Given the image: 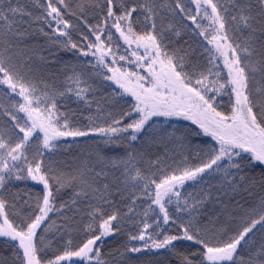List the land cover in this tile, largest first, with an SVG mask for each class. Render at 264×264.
<instances>
[{"label": "snow or ice", "instance_id": "snow-or-ice-1", "mask_svg": "<svg viewBox=\"0 0 264 264\" xmlns=\"http://www.w3.org/2000/svg\"><path fill=\"white\" fill-rule=\"evenodd\" d=\"M0 264H264V0H0Z\"/></svg>", "mask_w": 264, "mask_h": 264}]
</instances>
